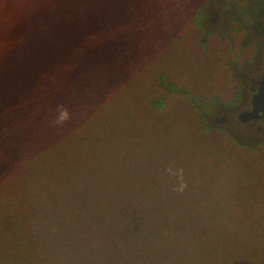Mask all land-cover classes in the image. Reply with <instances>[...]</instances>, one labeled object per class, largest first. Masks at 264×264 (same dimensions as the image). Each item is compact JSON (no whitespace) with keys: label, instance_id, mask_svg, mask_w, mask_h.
I'll return each mask as SVG.
<instances>
[{"label":"rangeland","instance_id":"1","mask_svg":"<svg viewBox=\"0 0 264 264\" xmlns=\"http://www.w3.org/2000/svg\"><path fill=\"white\" fill-rule=\"evenodd\" d=\"M67 1L0 0V39L20 41L21 23L28 38L0 75V264H264V140L212 123L247 104L264 0ZM101 30L108 48L62 81L93 111L86 122L109 109L78 162L62 137L70 118L29 101L47 72L60 78L54 60ZM107 67V82L87 73ZM131 217L151 231L127 243L119 222Z\"/></svg>","mask_w":264,"mask_h":264},{"label":"trees","instance_id":"2","mask_svg":"<svg viewBox=\"0 0 264 264\" xmlns=\"http://www.w3.org/2000/svg\"><path fill=\"white\" fill-rule=\"evenodd\" d=\"M18 1V9L20 10L22 7H24L25 5H28L30 2L29 0H17ZM70 4L69 1L67 0H56L54 7L59 9L57 11H59L63 6L66 8L65 5ZM67 9V8H66ZM18 10V12H19ZM68 10H66L67 12ZM61 13V12H60ZM35 15V14H33ZM66 19H70V16H66ZM21 19V18H20ZM19 20V19H18ZM39 25H37V28H39L41 31L46 28H48L49 24H47L46 26H44L42 23H44V21L42 19L38 20ZM24 26L21 23V27L19 28L20 30V36H21V40L20 41H15L12 43V39L10 40H5L4 36H2V38L0 39V75L3 74L2 70H3V62L2 59L6 58L5 54H6V50L12 48L13 44L16 43H26V41H28L27 36L24 34ZM54 29L56 30V26L54 27ZM34 30V27H33ZM8 34L10 35L12 32L9 29L5 30ZM96 32V31H95ZM109 46V30H101L99 32H97L94 35H91V37L86 40L84 42V44H80V45H75L74 47H72V49L70 51H68V53H66V55L61 58L60 61L58 60H54V68H56L57 70L60 71L61 76L58 80H53L52 78H50L49 76L44 77V82H43V86L41 84H36L33 86V93L36 96V99L29 101L30 103L33 104V108L34 110L38 111L39 115L41 117L43 116H47L48 118H53L55 116L60 117V113L62 110H66L68 112V117L70 118V123L73 124V131L69 132L66 131L63 133V136L65 139L70 140V146L67 148L69 150V153L75 155L78 158V162L80 160V155H79V150H80V146L81 143L84 140H89L93 137H95V135L93 134L95 131H100L101 129L106 128L107 126V121L104 122L105 119L109 118V109H106V112H101L99 110V113L101 114L100 116H98L97 119L93 120V122H86L88 121V112L90 111L91 113H93L92 110L89 109V105L88 104H83L78 105L72 98V86L74 84V79H72L71 82L72 84L69 85V87L67 86V82L62 83V81L68 76L69 72L64 71L66 69H72L74 68L75 64L79 61L80 58L83 57H87V58H91L93 55L94 51H97L100 49V54H103V50L107 49ZM116 46H114V50L112 51V53L114 55L118 54V50L115 52ZM22 61H26L25 58L22 59ZM41 61H43L41 59ZM43 63V62H42ZM45 64V63H44ZM11 67V66H10ZM69 70V71H70ZM91 75H96L98 76L100 79H102L104 82H107L109 79V67L104 68L103 70L100 71V69L98 70H93V68H90L89 71L87 72ZM6 74V73H4ZM89 80V77H85L82 81L83 83H86ZM62 83V85H61ZM43 88L42 92L40 91ZM49 93V95L47 94V92ZM63 94V97L60 99L59 97H56V95L59 94ZM42 95L45 98L50 97L51 100H53V104L51 103V106L48 107V109H45V106L42 104H39L38 102H42ZM108 99H109V90H106V94ZM85 97H87L84 94ZM38 98V99H37ZM90 102L95 101V98L93 96V94L91 93V96L88 99ZM188 104L190 106H194L191 103ZM24 105L21 106H14L11 108L10 110V115L13 114H17V112L21 111V108ZM197 109L194 108V111H196ZM57 113V114H54ZM91 125V127L88 126ZM99 129V130H98ZM213 131H215L214 128H212ZM226 139V138H225ZM227 140V139H226ZM77 163H73L71 164V168L76 165ZM70 169V168H69ZM69 169H67L66 171H68ZM65 171V172H66ZM64 172V173H65ZM63 173V174H64ZM53 176L50 175V177ZM58 177H62L57 175ZM44 183L42 184L41 188H43ZM48 184H46L45 187H47ZM118 222H116L117 224ZM119 228L120 230L123 232L124 234V238L125 241L127 243L130 242H136L138 239L141 240L142 236L144 234H146L147 232L151 231V229L146 228L144 226H142L141 222H140V218L139 217H131L128 221L126 222H119ZM158 235H163L164 234V230H157L156 231ZM153 243H156L157 240L156 239H152ZM261 253V250H260ZM186 260H189L186 259ZM262 260H259V264H261ZM132 262H141L140 260H132ZM144 262H151L150 260H144Z\"/></svg>","mask_w":264,"mask_h":264},{"label":"flooded vegetation","instance_id":"3","mask_svg":"<svg viewBox=\"0 0 264 264\" xmlns=\"http://www.w3.org/2000/svg\"><path fill=\"white\" fill-rule=\"evenodd\" d=\"M221 25L219 18V26ZM226 28L222 29L220 27V31L223 30H233L234 26L230 25L228 28V23L225 24ZM237 29H239L237 27ZM254 30V28H252ZM232 32L230 33V37L232 36ZM256 44V50L259 54V60L256 58L254 69L259 68V72L255 73L250 77H243L244 82L247 84L248 90V101L245 107L239 111L234 117L222 115L215 116L212 119V123L214 125L223 124L229 127H235L240 129L243 133L247 134L249 137H258L264 140V104L260 101V93L262 91V84L264 79V35H260V39L254 40ZM253 101L256 102L259 106H254ZM256 110L258 112L255 116V113H252V110ZM261 140V139H260Z\"/></svg>","mask_w":264,"mask_h":264},{"label":"water","instance_id":"4","mask_svg":"<svg viewBox=\"0 0 264 264\" xmlns=\"http://www.w3.org/2000/svg\"><path fill=\"white\" fill-rule=\"evenodd\" d=\"M264 80V79H263ZM260 101L262 102V104H264V81H263V84H262V91L260 93ZM253 105L254 106H259L256 104V102L253 101ZM252 113H255L253 116H255L258 112H256V110H252Z\"/></svg>","mask_w":264,"mask_h":264},{"label":"clouds","instance_id":"5","mask_svg":"<svg viewBox=\"0 0 264 264\" xmlns=\"http://www.w3.org/2000/svg\"><path fill=\"white\" fill-rule=\"evenodd\" d=\"M67 118H68V112L66 110H62L61 113H60V117H59L60 121H63L65 119H67ZM183 188H184V185H181V187L178 190L182 191Z\"/></svg>","mask_w":264,"mask_h":264}]
</instances>
